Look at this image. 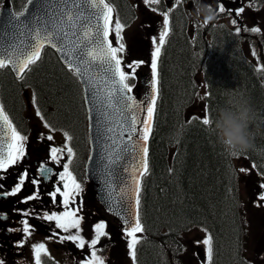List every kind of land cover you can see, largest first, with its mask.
<instances>
[{"label":"snow or ice","instance_id":"1","mask_svg":"<svg viewBox=\"0 0 264 264\" xmlns=\"http://www.w3.org/2000/svg\"><path fill=\"white\" fill-rule=\"evenodd\" d=\"M188 0H173L170 7L160 9L161 0H143L150 10L162 16V25L158 35L151 37L152 51L150 59L151 79L147 81L149 92L143 100H138L133 95V89L137 86L130 81H136L137 70L146 63L144 60L125 62L126 45L123 31L126 25L121 22L119 14L114 16V8L110 0H26L29 7L24 11L11 13L7 21V27L0 30V70L10 68L18 80H24L26 73L32 70L42 58L45 47H51L61 54L68 70L84 86L86 102L93 105L89 111L95 109V120L99 137L109 143L103 148L100 165V178L103 180V199L107 204V210L119 217L122 222V234L127 239L129 255L134 264L136 261V247L144 238L138 234L145 232L141 221V187L143 177L149 172L148 141L153 131L154 114L160 93L159 61L162 49L172 33V14L178 6H183ZM239 2V0H238ZM194 7V0H191ZM251 7V5H249ZM217 15L225 13L227 4L221 0L217 5ZM228 14L233 9H227ZM245 11V6L234 9L236 18L231 20L235 26V34L243 32L260 33V27L241 26L239 18ZM208 23L194 25L193 30L203 27ZM223 27V26H221ZM11 29L9 31L8 29ZM114 34L116 45L109 37ZM252 56H257L255 49ZM127 69V71H126ZM264 70V65L256 68L259 72ZM212 93L206 91L202 100L211 101ZM35 103V98H33ZM212 106L206 105L203 115L193 116L192 120H198L206 128H212ZM37 117L44 122V127L54 132L56 129L45 120L39 107L36 108ZM139 126V127H138ZM65 144L63 146H49L47 160L60 165L62 158L67 156L62 164V171L54 173L47 161L39 163L38 173L44 179L58 176V183L48 193L51 203L59 204L61 210H45L36 213L35 210L17 211L23 218L19 221L21 227L8 228L9 232H21L23 237L17 242V247H23L35 230L29 223V217H36L46 222H54L55 229L46 241L31 245L34 264H58L51 257L47 247L48 240H55L61 244L71 242L79 250L81 259L76 264H106V257L101 253L102 238H109L106 230L108 224L100 220L92 226L91 238L83 235L82 221L84 217L82 203L77 206V198L83 191L82 184L77 180L71 169L75 152L70 146L73 137L64 131ZM28 136L24 135L10 118L5 106L0 102V173H6L12 166L19 164L27 155L26 146ZM38 139L52 141V135L40 134ZM236 153L234 156H239ZM139 156V162L135 165L121 166L122 172L127 173V178L119 179V173L114 168L121 160L131 157L135 160ZM233 156V155H231ZM256 164L251 169L241 168L239 171L250 174L255 170ZM119 180V187L113 177ZM5 176L0 175V181ZM26 180H29V170L25 168L18 175V180L10 190H3L4 184L0 183V198L16 196L23 188ZM258 187L260 193L258 202H264V174H259ZM31 184L35 186L32 194L24 197L20 203L27 204L32 200H39L41 183L40 179L32 178ZM57 196L61 199L57 201ZM259 206V203H258ZM7 213L0 212V220H7ZM205 236L197 243H202L206 249L207 264H211L213 256V237L207 229H202ZM87 247L88 252L83 250ZM0 264H5L0 259Z\"/></svg>","mask_w":264,"mask_h":264},{"label":"trees","instance_id":"2","mask_svg":"<svg viewBox=\"0 0 264 264\" xmlns=\"http://www.w3.org/2000/svg\"><path fill=\"white\" fill-rule=\"evenodd\" d=\"M110 1L120 13H128L127 0ZM12 2L18 8L23 0ZM205 33L193 39L186 32V19L173 18L172 33L160 57V98L149 172L141 187L145 232L136 247L135 264H181V236L196 227L207 229L213 237L211 264H249L243 251L242 200L234 156L210 128L198 120L189 122L197 116L189 108L198 93L200 73L206 91L212 93L211 101L205 100L206 105L211 103L212 115L223 104L225 93H243L255 116L250 125L253 147L238 157L263 169L264 71H256L234 31L211 24ZM29 87L50 120L65 124L74 141L83 144L81 88L51 48L44 49L24 80H18L10 68L0 70V99L14 119L21 117L22 90Z\"/></svg>","mask_w":264,"mask_h":264},{"label":"rangeland","instance_id":"3","mask_svg":"<svg viewBox=\"0 0 264 264\" xmlns=\"http://www.w3.org/2000/svg\"><path fill=\"white\" fill-rule=\"evenodd\" d=\"M133 7L136 9V17L125 27L123 31L124 43L126 45L125 62H131L133 60L146 61L144 76L151 77L150 59H151V37L158 35L160 26L162 25V16L157 12L150 10L149 6L143 3V0H130ZM206 3L211 4L213 7H217L216 0H205ZM251 5V7H249ZM245 11L242 13L238 20L241 26L260 27V33L241 32V34L249 33L243 38V50L246 55L253 61L261 63V59L264 56V5L256 6L252 0H244ZM189 10V4L187 5ZM186 8V7H185ZM179 14L177 15V17ZM235 17L234 11L231 15L225 11V13L217 15V19L214 24L223 23L231 26L235 30V26L232 25L231 20ZM115 20V14L113 16ZM187 30L190 33H194L193 26L200 24H193L190 20L187 21ZM206 26V25H204ZM203 26V27H204ZM201 27V28H203ZM113 45H116L114 34L111 35ZM255 49L257 57L252 56V50ZM200 87L202 83L200 82ZM199 87V88H200ZM205 94V88L201 87V91L197 93L192 105L189 108L190 114L202 115L205 100H202ZM29 99L30 94L28 93ZM36 114V111H31L27 116L28 121L33 122L32 117ZM35 117V116H34ZM234 165L238 173V181L240 182L239 194L242 200V212H243V227H244V254L249 264H264V202H258V195L260 188L258 187L259 172L257 169L252 170L250 174L240 172L241 168L251 169V163L243 158L234 156ZM259 203V206H258ZM107 217V216H106ZM106 221V220H105ZM112 221V219H110ZM92 222V221H90ZM108 224V223H107ZM91 226H88L89 237L93 234ZM113 228L108 224L107 231ZM141 235V234H138ZM205 232L201 228H191L184 232L181 236L182 251L179 255L181 264H207L206 249L202 243H197L204 238ZM127 239L122 234H118L115 240L104 238L101 240V244L98 247L103 248V256L106 260L115 259L113 264H134L132 258L129 255V249L127 247Z\"/></svg>","mask_w":264,"mask_h":264},{"label":"flooded vegetation","instance_id":"4","mask_svg":"<svg viewBox=\"0 0 264 264\" xmlns=\"http://www.w3.org/2000/svg\"><path fill=\"white\" fill-rule=\"evenodd\" d=\"M162 1L165 2V0ZM243 3L244 1L241 0V5ZM141 68L142 67L138 70L140 71ZM141 84L138 91L144 93L148 90V86L144 85V81ZM41 133H43L45 137L51 135L41 130L40 133L35 132L30 134L26 146L27 155L24 159L19 164L12 166L6 173H0V175L5 176V179L0 181V183L4 184L3 190H10L17 182L18 175L22 173L25 168L29 170V180H26L22 190L16 196L0 198V212L7 213L8 216L7 220H0V259H3L5 264H34L31 245L33 243L46 241L53 230L59 231L55 229L54 222H46L34 216L29 217V223L33 225L35 230L24 246L19 248L16 246L17 242L22 239L24 234L21 232L7 231L8 228L21 227L19 221L23 217L17 211H14V209H32L35 210L36 213H42L45 210H61L59 204L54 206L51 203V198L48 196V193L57 185L58 176L54 175L51 179H44L39 176L38 167L40 162L47 161L48 166L53 168L54 173L63 170L62 164L67 160L66 154L62 158L60 165L54 164L52 161L47 160V158L49 155V146H63L65 144V138L64 136H59L57 139H53L54 141H48L47 139L40 140L38 137ZM70 146L75 152L71 169L76 175L77 180L81 182L83 188V191L77 198V206L82 203V211L79 214L84 217L82 221L83 235L90 239L92 235L90 237L88 235V226L90 225V230H92V226L95 223L104 220L105 216H107L106 221L113 227V231L108 230V232L110 237L114 240L119 232L120 222L114 216L105 212L104 208L95 199L94 192L85 179L84 167L87 158V146L84 148V142L83 144L76 142ZM32 178L41 180L39 185L41 198L39 200L29 201L27 204L20 203L24 197L32 194L35 190V186L30 182ZM60 199L61 198L57 196L58 202ZM110 219H112V221H110ZM103 239L104 238H102V240ZM47 247L51 257L54 258V261L58 262V264H76V261L81 259L79 250L76 249L71 242L61 244L55 240H48ZM83 251L85 253L88 252L87 247ZM115 262L114 258L106 260V263L109 264ZM46 264H52V261H46Z\"/></svg>","mask_w":264,"mask_h":264},{"label":"clouds","instance_id":"5","mask_svg":"<svg viewBox=\"0 0 264 264\" xmlns=\"http://www.w3.org/2000/svg\"><path fill=\"white\" fill-rule=\"evenodd\" d=\"M186 19L193 24L210 23L217 19V8L205 2L194 0V7L188 10ZM253 109L243 93H225L223 104L218 105L212 116V128L218 143L229 155L243 153L253 147Z\"/></svg>","mask_w":264,"mask_h":264},{"label":"water","instance_id":"6","mask_svg":"<svg viewBox=\"0 0 264 264\" xmlns=\"http://www.w3.org/2000/svg\"><path fill=\"white\" fill-rule=\"evenodd\" d=\"M223 2H225L228 6H231L230 2L226 0H223ZM26 7H29V6L27 5ZM11 13H15L11 6H2L0 8V30H3L5 27H7V21ZM8 30L11 31L10 28ZM58 54L61 58V54L60 53ZM83 89H84V86H83ZM85 97H86V93L84 91V100H85L87 116H88V137H89V142H90V154H89L88 163H87V175L90 181L92 182L94 188L96 189L97 198L107 208V204L105 200L103 199V196L105 195V193L103 191V180L100 178L101 173L99 169L101 165V156L103 154V148L109 143V141L98 136L96 120H95V116H96L95 109H93V111L91 112L89 111L90 108H93V105L86 102ZM149 141H150V138H149ZM149 141H148V148H149ZM138 162H139V156H137L135 160L131 159V157H126L125 159L121 160L117 165H114L113 167L116 168V171L119 173V179L124 180L127 178L128 174L122 172L121 166L135 165ZM113 180L115 183H117L119 187L120 186L119 180H117L115 176L113 177Z\"/></svg>","mask_w":264,"mask_h":264},{"label":"bare ground","instance_id":"7","mask_svg":"<svg viewBox=\"0 0 264 264\" xmlns=\"http://www.w3.org/2000/svg\"><path fill=\"white\" fill-rule=\"evenodd\" d=\"M227 37V36H226ZM238 42H239V40H238ZM189 49V48H188ZM215 66V65H214ZM244 69V68H243ZM216 71V70H215ZM254 72V71H253ZM211 77V76H210ZM216 86V85H215ZM258 93V92H257ZM258 95V94H257ZM224 98V97H223Z\"/></svg>","mask_w":264,"mask_h":264}]
</instances>
